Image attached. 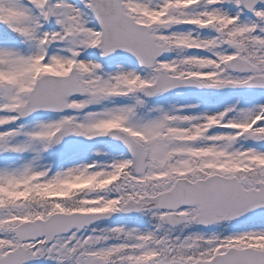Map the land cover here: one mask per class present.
Wrapping results in <instances>:
<instances>
[{"label": "snow or ice", "instance_id": "obj_1", "mask_svg": "<svg viewBox=\"0 0 264 264\" xmlns=\"http://www.w3.org/2000/svg\"><path fill=\"white\" fill-rule=\"evenodd\" d=\"M0 264H264V0H0Z\"/></svg>", "mask_w": 264, "mask_h": 264}]
</instances>
